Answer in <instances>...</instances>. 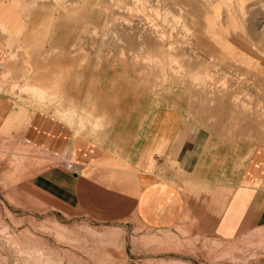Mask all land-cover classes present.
I'll use <instances>...</instances> for the list:
<instances>
[{"label":"rangeland","instance_id":"obj_1","mask_svg":"<svg viewBox=\"0 0 264 264\" xmlns=\"http://www.w3.org/2000/svg\"><path fill=\"white\" fill-rule=\"evenodd\" d=\"M0 58V92L55 107L77 133L105 130L101 116L87 123L103 98L107 109L136 94L229 144L264 143V0H0ZM61 98L84 123L62 115ZM29 150L0 145V264H264L261 231L225 239L185 223L150 227L114 196L98 192L93 205L74 177L72 197L37 189L25 165L39 152Z\"/></svg>","mask_w":264,"mask_h":264},{"label":"crops","instance_id":"obj_2","mask_svg":"<svg viewBox=\"0 0 264 264\" xmlns=\"http://www.w3.org/2000/svg\"><path fill=\"white\" fill-rule=\"evenodd\" d=\"M25 85L41 97L47 92L44 86ZM105 99L102 106L98 103L99 116L87 114L92 127L100 125V116L106 124L94 136L90 129L77 133L53 106L23 107L13 95L0 92V145L39 152L28 153L37 159L25 165L37 189L72 197L74 177L76 183L84 181V198L91 197L93 205L98 192L114 196L150 227L185 223L225 239L264 234V143L251 148L243 140L229 144L184 110H154L136 94L112 99L107 109ZM68 100L59 99L68 103L62 115L84 123L78 105ZM72 110L75 114L69 115ZM67 163L76 166L71 177L61 168Z\"/></svg>","mask_w":264,"mask_h":264},{"label":"built area","instance_id":"obj_3","mask_svg":"<svg viewBox=\"0 0 264 264\" xmlns=\"http://www.w3.org/2000/svg\"><path fill=\"white\" fill-rule=\"evenodd\" d=\"M2 67H3V62H2V60L0 58V69H2ZM69 167L73 168V170H75V168H74V166L72 164H69Z\"/></svg>","mask_w":264,"mask_h":264}]
</instances>
